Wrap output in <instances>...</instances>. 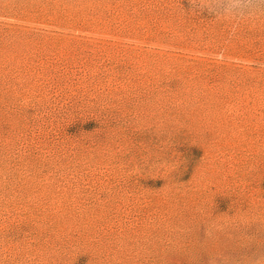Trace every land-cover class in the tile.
Segmentation results:
<instances>
[{"label":"rangeland","instance_id":"1","mask_svg":"<svg viewBox=\"0 0 264 264\" xmlns=\"http://www.w3.org/2000/svg\"><path fill=\"white\" fill-rule=\"evenodd\" d=\"M0 264H264V0H0Z\"/></svg>","mask_w":264,"mask_h":264}]
</instances>
